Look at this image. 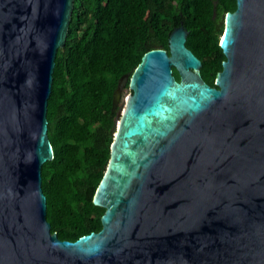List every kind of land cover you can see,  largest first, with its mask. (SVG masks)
<instances>
[{
  "label": "water",
  "instance_id": "water-1",
  "mask_svg": "<svg viewBox=\"0 0 264 264\" xmlns=\"http://www.w3.org/2000/svg\"><path fill=\"white\" fill-rule=\"evenodd\" d=\"M74 2L0 0V264H264V0L226 13L216 86L184 24L120 79L102 228L71 241L51 230L42 167Z\"/></svg>",
  "mask_w": 264,
  "mask_h": 264
},
{
  "label": "trees",
  "instance_id": "trees-1",
  "mask_svg": "<svg viewBox=\"0 0 264 264\" xmlns=\"http://www.w3.org/2000/svg\"><path fill=\"white\" fill-rule=\"evenodd\" d=\"M236 7V0H75L48 102L54 158L42 167L47 219L59 238L74 241L102 228L105 208L94 195L111 156L120 79L133 74L145 52L169 51L170 33L183 21L202 77L216 86L226 60L224 17ZM174 75L180 79L175 68Z\"/></svg>",
  "mask_w": 264,
  "mask_h": 264
},
{
  "label": "rangeland",
  "instance_id": "rangeland-1",
  "mask_svg": "<svg viewBox=\"0 0 264 264\" xmlns=\"http://www.w3.org/2000/svg\"><path fill=\"white\" fill-rule=\"evenodd\" d=\"M129 93H130V89L127 88L126 84H125V86H123V89H122L121 99H120V102L118 104V108L124 106Z\"/></svg>",
  "mask_w": 264,
  "mask_h": 264
},
{
  "label": "flooded vegetation",
  "instance_id": "flooded-vegetation-1",
  "mask_svg": "<svg viewBox=\"0 0 264 264\" xmlns=\"http://www.w3.org/2000/svg\"><path fill=\"white\" fill-rule=\"evenodd\" d=\"M181 24H183V21H182L179 25H181ZM179 25H178V26H179ZM176 27H177V26H176ZM178 80H179V79H178Z\"/></svg>",
  "mask_w": 264,
  "mask_h": 264
}]
</instances>
